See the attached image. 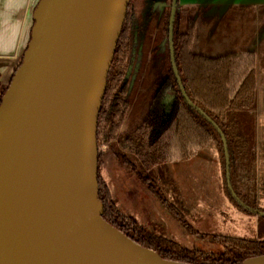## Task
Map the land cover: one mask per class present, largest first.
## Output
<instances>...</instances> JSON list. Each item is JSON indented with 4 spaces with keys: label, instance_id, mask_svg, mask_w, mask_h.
<instances>
[{
    "label": "water",
    "instance_id": "water-1",
    "mask_svg": "<svg viewBox=\"0 0 264 264\" xmlns=\"http://www.w3.org/2000/svg\"><path fill=\"white\" fill-rule=\"evenodd\" d=\"M129 1L40 0L35 9L0 103V264H181L107 224L97 198V119ZM171 61L175 71L172 47Z\"/></svg>",
    "mask_w": 264,
    "mask_h": 264
},
{
    "label": "trees",
    "instance_id": "trees-1",
    "mask_svg": "<svg viewBox=\"0 0 264 264\" xmlns=\"http://www.w3.org/2000/svg\"><path fill=\"white\" fill-rule=\"evenodd\" d=\"M177 6L178 2L171 32L175 71L169 66L165 79L150 100L146 118L129 132L121 134L131 106L126 81L131 52V26L139 17L141 9L140 0L129 1L97 119V198L103 209L102 219L165 261L181 264H243L249 258L264 255V240L192 232L201 240H209V243L201 247H186L175 238L148 232L125 215L113 201L108 184L101 176L102 153L99 146L102 139L118 163L130 166L125 155L130 153L145 170L164 162L188 160L208 144L214 143L225 194L239 210L264 218V211L256 205L249 140L241 131L238 121L239 112L255 105V54L245 50L212 57L195 52L194 19L182 13ZM169 13L170 10L163 17L166 34ZM6 90L7 87L0 82V103ZM168 96L170 102H167ZM221 135L225 140L227 155ZM135 174L167 206L150 180L141 173ZM168 207L177 215L174 209ZM178 220L182 221L180 216Z\"/></svg>",
    "mask_w": 264,
    "mask_h": 264
},
{
    "label": "rangeland",
    "instance_id": "rangeland-1",
    "mask_svg": "<svg viewBox=\"0 0 264 264\" xmlns=\"http://www.w3.org/2000/svg\"><path fill=\"white\" fill-rule=\"evenodd\" d=\"M140 4L139 19L133 23V51L127 73L132 108L121 134L129 132L146 118L148 102L170 66L168 38L162 26L165 12L172 8V0H140ZM251 121L246 117L244 123L243 119L241 122L245 124L242 131L249 140L250 158L253 142ZM99 147L102 153L101 176L108 184L113 201L125 215L148 232L175 238L189 248L209 243V240H201L192 232L255 240V229L259 227L258 240H264V218L261 217L260 225L254 216L239 210L225 194L218 153L213 147L206 149L215 152L214 164H210L208 159L201 162L189 159L160 163L148 170L143 169L130 153H125L130 166L118 163L108 151L104 139ZM135 172L150 180L167 206L138 179ZM195 178H204L205 181L199 185L190 184ZM217 187L221 190L220 197L215 196ZM257 200L258 208L264 207V192L258 194ZM178 216L182 221L178 220Z\"/></svg>",
    "mask_w": 264,
    "mask_h": 264
},
{
    "label": "crops",
    "instance_id": "crops-1",
    "mask_svg": "<svg viewBox=\"0 0 264 264\" xmlns=\"http://www.w3.org/2000/svg\"><path fill=\"white\" fill-rule=\"evenodd\" d=\"M39 2L0 0V82L5 87L10 84L21 64ZM178 8L188 16L191 14L194 19L195 52L212 57L245 50H252L255 54V105L246 113L239 112L245 116L239 117L238 121L242 131L245 126L241 124L242 119L243 123L246 117L252 120L251 158L257 198L258 194L264 192V0H178ZM209 146L213 147L209 144L191 157V161L208 159L210 164H214L216 154L212 150L207 151ZM193 180L189 183L199 185L205 181L204 178ZM216 189L215 196L220 197V187ZM254 220L261 225V217L254 216ZM258 228L255 229V240L260 237Z\"/></svg>",
    "mask_w": 264,
    "mask_h": 264
},
{
    "label": "flooded vegetation",
    "instance_id": "flooded-vegetation-1",
    "mask_svg": "<svg viewBox=\"0 0 264 264\" xmlns=\"http://www.w3.org/2000/svg\"><path fill=\"white\" fill-rule=\"evenodd\" d=\"M177 2H178V0H177ZM178 7V6H177ZM170 10V12H171V8L169 9ZM168 10V11H169ZM167 12V11H166ZM170 14V13H169ZM169 18H170V16H169ZM136 19H139L138 17L136 18ZM134 22H136L135 20L132 22V26H131V52H130V57H129V66H130V64H131V54H132V51H133V41H134V34H133V27H134ZM174 22V21H173ZM164 23V22H163ZM164 25V24H163ZM163 28H164V26H162ZM172 27H173V25H172ZM169 21H168V33L166 34L167 36V38H168V48H169V61H170V66H172V61H171V47H170V41H169ZM128 70H129V67H128ZM127 73H128V71H127ZM165 76H166V74H165ZM165 79V78H164ZM163 79V80H164ZM162 80V81H163ZM126 81L128 82V93H129V85H130V83H129V80H127V76H126ZM162 81H161V83H162ZM160 83V84H161ZM143 84V83H142ZM159 84V85H160ZM159 87V86H158ZM157 87V88H158ZM157 88H156V90H157ZM156 90L153 92V94H152V96H151V98L153 97V95L155 94V92H156ZM139 97V96H138ZM129 98V97H128ZM151 98H150V100H151ZM137 99H139V98H137ZM150 100H149V102H148V105H149V103H150ZM130 101V100H129ZM167 102H170V97L168 96L167 97ZM130 103H131V106H130V109H129V113H130V111H131V108H132V102L130 101ZM148 105H147V109H148ZM129 113H128V115H129ZM127 115V116H128ZM146 115H147V111H146ZM127 118V117H126ZM125 121H126V119H125ZM125 121H124V123H123V126H124V124H125ZM123 128V127H122ZM210 144H214V143H210ZM209 145V144H208ZM207 145V146H208ZM214 146H215V144H214ZM215 148H216V146H215ZM204 149V148H203ZM202 150V149H201ZM200 150V151H201ZM199 151V152H200ZM216 151H217V149H216ZM198 152V153H199ZM196 155V154H195ZM218 161H219V156H218ZM174 162H176V161H174ZM219 165H220V162H219ZM220 170H221V168H220ZM255 188V187H254ZM255 196H256V193H255ZM256 205H257V198H256ZM257 208H258V205H257ZM258 209H260V208H258ZM260 210H262V211H264V209H260ZM257 216H259V217H263V216H260V215H257Z\"/></svg>",
    "mask_w": 264,
    "mask_h": 264
},
{
    "label": "bare ground",
    "instance_id": "bare-ground-1",
    "mask_svg": "<svg viewBox=\"0 0 264 264\" xmlns=\"http://www.w3.org/2000/svg\"><path fill=\"white\" fill-rule=\"evenodd\" d=\"M93 171H94V162H88L85 164V184L86 186L95 192L94 182H93Z\"/></svg>",
    "mask_w": 264,
    "mask_h": 264
}]
</instances>
